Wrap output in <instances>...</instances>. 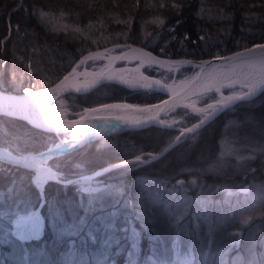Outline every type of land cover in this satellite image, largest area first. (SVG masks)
Here are the masks:
<instances>
[{"label":"trees","instance_id":"1","mask_svg":"<svg viewBox=\"0 0 264 264\" xmlns=\"http://www.w3.org/2000/svg\"><path fill=\"white\" fill-rule=\"evenodd\" d=\"M160 3L0 0V41L7 37L0 44V89L23 92L24 87H48L82 54L111 44H135L161 56L200 59L264 42V0H205L206 11L200 18L194 14L201 7L199 0H187L182 14L160 8ZM20 4L18 11H11ZM225 5H230L225 14L233 13L231 19H209L217 17V7ZM40 11L47 16L41 18ZM245 14L250 18L246 20ZM157 18L167 23H152ZM177 20L183 22L176 26ZM173 26L175 32H170ZM229 29L230 35L225 36ZM185 33L189 38L181 48ZM172 36L177 40H171ZM237 39H241L240 47ZM142 70L168 82L172 76L164 68ZM193 72L182 68L175 78ZM9 80L15 86H7ZM163 97L156 89L129 90L103 83L86 94L66 93L59 99L68 101L66 117L72 119L84 108L105 102L147 104ZM164 119L175 121V126L122 131L52 156L47 165L60 181L49 180L41 189L34 183V169L0 161V264H128L132 258L134 264H152V258L171 261L176 248L191 252L193 264H208L210 253L222 250V264H264V90L223 110L198 130L194 140L185 138L167 153L164 149L179 129L198 123L199 116L177 107ZM70 138L71 134L46 132L0 112V147L13 154H34ZM224 140L234 147L233 153L251 155L243 160H236L235 154L221 157ZM189 145L190 153L178 161V154ZM141 152L160 157L143 166L105 170L97 178L99 192H82L74 181ZM181 168L193 172H180ZM209 168L213 170L204 171ZM192 179L197 183L192 184ZM69 180L73 183H64ZM177 180L185 183L177 185ZM41 192L46 201L43 207ZM36 209L43 221L42 234L18 239L12 232L14 219ZM81 218L85 227L74 234L66 230Z\"/></svg>","mask_w":264,"mask_h":264},{"label":"snow or ice","instance_id":"2","mask_svg":"<svg viewBox=\"0 0 264 264\" xmlns=\"http://www.w3.org/2000/svg\"><path fill=\"white\" fill-rule=\"evenodd\" d=\"M187 0H174L170 4H166L161 0L160 8H169L175 14H182ZM201 7L194 14L200 18L206 11L203 7L205 0H199ZM23 5L20 4L11 11H18ZM225 6L217 7V17H209L210 20L218 19L225 20L231 19L233 13L225 14ZM264 7V4H261ZM35 12V9H33ZM41 18L47 16V13L40 11ZM250 17L245 14V19ZM10 22V16H9ZM183 21L177 20L176 26ZM154 24L163 26L167 23L166 20L154 19ZM18 27V26H17ZM79 32L80 29H74ZM170 32H175V26L169 29ZM197 31H201L197 28ZM223 31V30H221ZM242 31H244L242 29ZM225 36L230 35V29L223 33ZM188 34L185 33L184 37L180 39L179 43L181 48L184 47L185 41L188 40ZM204 39L203 36L200 37ZM7 37H5V41ZM171 40H177L176 36H172ZM5 41H0V44ZM169 41L168 43H170ZM95 43V41H93ZM195 43V41H193ZM236 46H241V39L236 40ZM165 47H161V53H164ZM137 53L135 56H130L128 52L121 55H109L110 49H105L104 52L96 51L89 52L87 55H82L81 59L71 68L63 79L56 83L54 87L40 86V91H33L30 87H24L23 92L27 94L29 100L27 102H20L11 105L13 114L16 112L24 113L25 118H32L40 121L41 128H51L55 132H63L68 134L71 132L70 141H61L54 145L53 149H49L47 153H43L39 159H32L29 167L36 170L34 183L38 187L49 180L60 181L57 172H54L47 165L54 153L64 151V145L74 147L75 145L85 143L87 139L93 136H99L104 132H116L121 125L129 129H140L150 124H160L162 126L172 128L175 126V121L169 123L166 119H160L161 113L167 115L168 112L173 111L177 107H183L196 113L199 116V122L194 123L191 127H182L179 129V135H176L170 142L164 152H169L175 145L179 144L185 138L195 139L198 130L206 125L209 121L213 120L223 110L228 109L240 102H247L254 98L259 90L264 87V43L253 44L248 47L246 44L243 46L242 51H237L231 55H221L217 52L212 60H205L194 63L192 60H171L161 59L153 55L151 52H146L143 49H133ZM135 59L138 61L135 67L123 68L114 67L116 61H129ZM106 61L97 65L96 62ZM223 63H220V62ZM92 62L91 70L84 68L83 71H78L79 68ZM182 65H191L194 71L190 76L177 80L175 73L179 71ZM155 67L157 70L164 68L167 69L172 76L169 78L171 82L162 78H153L145 75L141 71L142 68L152 69ZM31 71V70H30ZM78 77H83V80H78ZM103 81H116L123 86L129 88H138L150 90L156 88L163 91L168 95V99L161 100L159 103L151 105H136L126 102L118 103H105L95 108H84L82 112L76 113L79 117L75 120H68L65 118L67 108L63 102L58 100L57 97L61 93L70 92L74 90L76 93L87 92L89 89L95 87ZM7 86H15L14 80L6 82ZM224 89L228 93H224ZM214 94V95H213ZM203 97H209L210 102L198 107L197 103ZM23 101V97L19 98ZM53 102L55 106L53 107ZM187 115V113H185ZM113 121L118 123H113ZM82 130V131H81ZM192 146L189 145L188 149L183 150L178 154L176 159L183 161L190 153ZM9 155V154H5ZM160 157L159 153L153 154L152 152L135 155L133 159H124L121 163L111 165L112 169L125 168L129 166H143ZM13 159L22 160L23 157H13ZM213 170L212 168L204 169V171ZM180 172L192 173L191 168H181ZM100 173H97L99 175ZM92 176H84L81 178L80 183H87L88 186L81 187L82 192L89 194L99 192L101 189L94 188L90 185ZM65 184L73 183V181H65ZM177 185H183L184 180H177ZM192 184H196V179L191 180ZM46 201L41 192V207ZM91 203V201H90ZM203 203V202H201ZM250 219V218H249ZM42 217L39 210L29 211L27 214L17 215L13 221V235L20 240L36 239L39 237L42 230ZM247 223V221H244ZM85 227V220L81 218L78 223H73L66 226V230L70 233H75L81 228ZM106 227H111L106 225ZM91 236V231L89 232ZM135 233L133 232V236ZM94 239V237H93ZM26 259V257H25Z\"/></svg>","mask_w":264,"mask_h":264},{"label":"water","instance_id":"3","mask_svg":"<svg viewBox=\"0 0 264 264\" xmlns=\"http://www.w3.org/2000/svg\"><path fill=\"white\" fill-rule=\"evenodd\" d=\"M261 43H264V42H261ZM255 44H259V43H255ZM251 46L252 45H250L248 47H251ZM120 47H124V48L123 49H120L119 51L113 52V53L110 52L109 55H121L124 52H128L130 54V56H135V55H137V53L133 52L132 51L133 49H143L144 51L151 52L153 55L158 56L161 59L192 60L194 63H197V62H200V61L212 60V58H213V57L200 58V59L188 58V57L171 58V57H166V56L158 55L155 52H153V51H151L148 48H145L143 46L135 45V44H128V43H126V44H111V45H108V46H105V47H102V48H98V49H95V50H90L88 52H85L82 55H87L89 52H96V51L104 52L105 49L112 50L114 48H120ZM242 50H243V48L242 49L235 50V51H232V52H230L228 54H225L224 56L231 55L234 52L242 51ZM82 55L74 62V64L70 67V69L64 75H67V73L71 71V68L76 65V63L81 59ZM130 60L137 61L135 59H130ZM120 62H122V61L121 60L116 61L114 67L117 68L118 67V64ZM105 63H106V61H105ZM220 63H223V62L221 61ZM182 68H191L194 71H198L199 70V69H194L191 65H182L180 67V69H182ZM78 71H83V70H79L78 69ZM63 76L60 77L56 82H54L53 84H51L48 87H54L56 83H59V81L61 79H63ZM103 83H114V84H117V85H121V84H119L116 81H103V82L99 83L98 85H96L95 87L89 89L87 92L76 93L74 90H72L70 92L61 93V95L59 97H61L63 94H66V93L86 94V93L90 92L91 90L97 88L98 86H100ZM121 86H123V85H121ZM123 87H125V88H127L129 90H137L138 89V88H129L127 86H123ZM153 89H156V88H153ZM156 90H158V89H156ZM226 90L227 89H224L223 91H226ZM262 90H264V87H262L259 90L258 93H260ZM33 91H40V88L39 89H34ZM158 91H160V92H162L164 94V97L162 99H160V100H158L156 102H152V103L136 104V105L143 106V105L156 104V103H159L161 100H166V99L169 98L168 95L165 94L163 91H161V90H158ZM21 97H23V101H21L19 99ZM59 97H57V98H59ZM28 100H29V97L24 92H12V91H5V90L0 89V112L1 113H5V114H8V115L13 116V117H16V118H19V119H22V120L26 121L28 124H30L31 126H33L35 128H38L40 130L46 131V132L54 133V134L59 135V136L60 135H70L71 134V132H69L68 134H65L63 132L57 133V132H55V130H53L51 128H41L40 127V121L39 120H35V119L30 118V117L26 119L25 118V115L26 114H24V113L16 112L15 114H13V110L11 109V105L16 104V103H20V102H27ZM118 102H126V101H110V102H105V103H118ZM105 103H102V104H105ZM126 103H129V102H126ZM129 104H132V103H129ZM99 105H101V104L94 105V106H91V107H86V108H95V107H98ZM164 117H165V114L164 113H161L160 119H164ZM78 118L79 117L77 116L75 118L68 119V120H75V119H78ZM113 123H118V122L113 121ZM151 126H161V127H165V126H162V125L156 123V124L146 125L145 127L140 128V129L148 128V127H151ZM127 130H137V129H129V128H126L125 126L121 125L119 127V129L116 132H114V133L113 132H110V131L109 132L101 133L99 136H93L91 139H87L85 143L75 145L74 147H71L70 148V147H68L67 144H65L64 145V149L65 150L62 151V152L54 153V155L61 154V153H65V152H68L70 150L79 148V147L85 145L86 143H88V142H90V141H92L94 139H97V138H100V137H104V136H107V135H111V134H115V133L122 132V131H127ZM49 149H53V147L48 148V149H45V150L38 151V152H36L34 154H22V155H18V154H13V153L7 151L6 149L0 147V150L4 152L3 156L0 155V161L5 162V163H8V164H11V165L19 166V167H24V168H27V169H34L32 167H29V164L31 163L32 159H39L40 156L43 153H47L49 151ZM5 154H9V155H5ZM13 157H17V158L23 157V159L18 161L17 159H13Z\"/></svg>","mask_w":264,"mask_h":264},{"label":"rangeland","instance_id":"4","mask_svg":"<svg viewBox=\"0 0 264 264\" xmlns=\"http://www.w3.org/2000/svg\"><path fill=\"white\" fill-rule=\"evenodd\" d=\"M103 63H105V61H103ZM137 63H138V61H134V60H129V61H123V62H120L119 64H118V67L117 68H123V67H125V66H127V67H129V68H132V67H135L136 65H137ZM101 64V63H100ZM84 68H88V69H90L91 70V67H88V66H83V67H81V68H79V70H84ZM143 69V68H142ZM141 69V71L143 72V70ZM78 80H83V77H78L77 78ZM169 82H171V80L169 81ZM224 93L225 94H227L228 92H225L224 91ZM60 98V97H59ZM59 98H57L58 100H60V101H62L63 102V104H64V106L67 108V110H69V105H68V101L67 100H62V99H59ZM204 98H202V99H200L199 101H198V103H197V106L198 107H202V106H204V104H206V103H208V102H210V99L209 100H207V101H205V100H203ZM53 107L55 106V102H53V105H52ZM179 108H183V107H179ZM190 111V110H189ZM191 112V111H190ZM193 113V112H192ZM194 114H196V113H194ZM197 115V114H196ZM65 118L66 119H68L66 116H65ZM189 127H191V126H189ZM71 140V138L70 139H67V140H64V141H70ZM221 149H220V154H221V157H224V158H228L229 156H234V154L236 155L235 156V159L236 160H243L244 158H246V157H248V156H250L251 154H239V155H237L236 154V152L235 153H233V146H231V143L229 142V141H227V140H224L222 143H221V147H220ZM108 169H111V166H108V167H106V168H103V169H99V170H97V171H95V172H93V173H91V174H86V175H83V176H81V177H79V178H76V179H74V181H78L77 183L80 185V186H88V184L87 183H84V184H82V183H80V181H81V178L82 177H84V176H92L93 177V179H92V181L90 182V185L92 186V187H94V188H98V187H100V185H99V183H98V179L97 178H99L98 176L101 174V173H103L105 170H108ZM97 173H100L99 175H97ZM36 170L34 169V172H33V180L35 179V176H36ZM40 189L42 188V187H39ZM36 210H38V209H36ZM27 214V213H26ZM16 219V218H15ZM14 219V220H15ZM43 222V221H42ZM13 228H14V225H13V223H12V232H13ZM42 230H43V223H42ZM42 230H41V233H40V235L42 234ZM39 235V236H40ZM204 257L206 258L207 257V255H204ZM224 259H225V251H218V252H212V253H210V256H209V261H208V264H222V262L224 261ZM152 264H193V254L191 253V252H180V251H178L177 250V248H176V250L174 251V257H173V259L171 260V261H164V260H162V261H156V260H154V258H152ZM135 263V259L134 258H132V261L130 262V263H128V264H134Z\"/></svg>","mask_w":264,"mask_h":264},{"label":"bare ground","instance_id":"5","mask_svg":"<svg viewBox=\"0 0 264 264\" xmlns=\"http://www.w3.org/2000/svg\"><path fill=\"white\" fill-rule=\"evenodd\" d=\"M4 152L0 150V155L3 156Z\"/></svg>","mask_w":264,"mask_h":264}]
</instances>
